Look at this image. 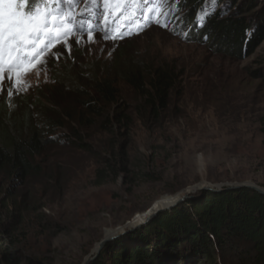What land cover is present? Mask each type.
<instances>
[{
	"label": "rangeland",
	"instance_id": "374dc122",
	"mask_svg": "<svg viewBox=\"0 0 264 264\" xmlns=\"http://www.w3.org/2000/svg\"><path fill=\"white\" fill-rule=\"evenodd\" d=\"M119 1L114 0L112 9L107 10L102 0L96 8L105 12L110 37L121 25L127 26V33L132 32L143 21L141 11L155 18L154 9H167L156 4H122L120 8ZM85 7L80 0L72 11L78 13ZM212 8L215 12L208 19L216 14L242 18L249 24L248 36L255 28L262 31L261 39L239 57L218 54L212 50L211 38L199 34L200 26L191 27L195 20L186 19L196 18L198 10ZM181 15L183 22L177 19ZM170 16L168 28L151 22L143 31H133L121 40L105 39L97 31L95 42L90 43L87 34L77 32L62 38L66 44L53 42L54 47L31 62L35 67L22 77L19 93H33L40 84L50 83L52 67L60 62L56 55L75 63L77 58H91L99 67L108 63L116 69L132 60L167 62L181 76L180 89L174 91L172 103L158 117L142 121L131 114L128 127H115L113 135L88 125L83 134L88 150L56 147V156L70 162L69 167L60 163L56 178L42 174L30 177L25 184L0 180V197L10 189L17 198L19 191L24 192L21 209L0 222V264H91L102 251L107 260L122 238L136 235L174 209L200 203L206 192L254 189L247 185L264 192V0H219L216 5L201 0L192 13L185 7ZM78 39L82 43L77 44ZM12 75L9 82L7 71L4 73L3 91L17 93ZM120 87L121 102L133 111L137 96L124 84ZM57 132L62 138L66 131ZM181 197L147 223L131 227L151 207L166 206ZM0 212L4 207L0 206ZM129 228L133 229L109 239ZM154 236L148 238L150 250L158 240ZM104 239L107 242L94 257ZM175 239L173 255L163 246L157 264H197L200 256L190 261L193 255L186 236L170 237L171 242ZM218 245L214 246L218 264H239L250 250L249 244L232 239Z\"/></svg>",
	"mask_w": 264,
	"mask_h": 264
},
{
	"label": "trees",
	"instance_id": "16d2710c",
	"mask_svg": "<svg viewBox=\"0 0 264 264\" xmlns=\"http://www.w3.org/2000/svg\"><path fill=\"white\" fill-rule=\"evenodd\" d=\"M200 2L186 0L180 11L187 7L192 13ZM189 18L195 20L186 16ZM248 26L242 18L216 14L198 29L199 34L211 38L212 50L235 58L248 52L262 37V31L255 28L248 36ZM56 57L60 62L52 67L49 84H40L28 94L10 90L13 95L9 96V89L0 92V180L25 184L30 177L42 174L56 178L60 163L70 166L64 157L56 156V147L88 150L83 140L88 125H97L102 132L113 135L115 127H128L131 114L142 121L158 117L172 103L174 91L180 89L181 76L167 62L132 60L116 69L108 63L99 67L91 58H77L75 63L63 55ZM120 83L138 98L133 111L121 102ZM58 130L66 131L62 132L64 137L60 138ZM23 196V189L18 192L19 199L10 189L0 197V206L6 212H0V222L17 214ZM180 235H185L191 245L190 261L200 256L197 264H218L214 246L222 247L221 243L230 239L249 244L248 257L239 264H264V194L247 187L221 194L206 192L200 203L158 217L136 235L118 241L107 260L102 251L91 264H157L163 246L170 250L169 256L173 255L177 239L171 242L170 237ZM151 236L158 239L153 250L148 242Z\"/></svg>",
	"mask_w": 264,
	"mask_h": 264
},
{
	"label": "snow or ice",
	"instance_id": "6c2138e0",
	"mask_svg": "<svg viewBox=\"0 0 264 264\" xmlns=\"http://www.w3.org/2000/svg\"><path fill=\"white\" fill-rule=\"evenodd\" d=\"M102 0H84L85 9L74 13L73 7L80 3V0H0V92L3 91L4 73L7 71L9 82L15 74V84L13 87L17 92L24 84L22 77L33 70L35 65L29 64L28 67L21 69L25 61L36 60L45 52V49L54 47L53 42L66 44L64 37H70L74 33L87 34L90 43L95 42L94 33L100 31L103 38L117 39L123 38V33L109 36V22L105 19L103 27L97 21V16H104L105 12L99 7ZM114 0H103L105 7H111ZM186 0H121L122 4L144 5L149 4L166 5L167 10L161 12L159 8L154 9L157 16L153 18L151 13L145 14L141 11L143 21L136 24L135 32L139 33L149 26L151 22L159 24L161 27L168 28L170 13L175 15L179 12ZM219 0H212L216 5ZM95 5L96 7H88ZM67 6V11H65ZM85 12L88 18L85 19ZM215 12V8L197 13L195 21L191 27H202L208 17ZM223 14V12H222ZM186 15V14H184ZM183 22L184 16H177ZM124 27L125 25H121ZM127 34L131 35L132 32ZM207 39V37H205ZM77 44L82 40H77ZM69 54L71 48L69 47ZM37 63H43L38 60ZM24 90H27L25 85ZM13 92L9 91V96Z\"/></svg>",
	"mask_w": 264,
	"mask_h": 264
},
{
	"label": "water",
	"instance_id": "95a60500",
	"mask_svg": "<svg viewBox=\"0 0 264 264\" xmlns=\"http://www.w3.org/2000/svg\"><path fill=\"white\" fill-rule=\"evenodd\" d=\"M247 186H249V187H251V188H254V189H256L258 192L264 194V192H263L260 188L254 186V185H247ZM215 191H216V190L211 191V192L214 193ZM182 199H183L182 197L179 198V199H176V200H174L173 202H171V203H170L169 205H167V206H161V207H158V208H153V207H151V209H150V211L147 213V215H146L145 217H143V219L131 223V224H132L131 227H133V228L140 227L141 225H143V224L147 223L148 221H150V219H152L153 217H155V216H156L157 214H159L161 211H163L164 209L169 208V207H171V206H174L177 202L181 201ZM133 228H129L128 230H123V231H121V232H116V233H114V235H113L111 238H109V239L115 238V237H117V236H119V235H121V234L128 233V232L131 231ZM106 242H107V239H104L102 242H100L98 249L94 252V253H95V254H94V257L99 253V249H100V248H101Z\"/></svg>",
	"mask_w": 264,
	"mask_h": 264
},
{
	"label": "bare ground",
	"instance_id": "6f19581e",
	"mask_svg": "<svg viewBox=\"0 0 264 264\" xmlns=\"http://www.w3.org/2000/svg\"><path fill=\"white\" fill-rule=\"evenodd\" d=\"M101 8H102V7H101ZM120 8H121V7H120ZM73 9H74V7H73ZM105 10H106V9H105ZM65 11H67V6H65ZM98 11H99V8H98ZM85 15H87V16H86V19H87V18H88V13L85 12ZM120 17H121V16H120ZM98 20L103 22V21H104L103 16H99V15H98V16H97V21H98ZM101 26H103L102 23H101ZM33 61H34V60H32V61H30V62H29V61H25V64L21 65L20 67H21V68H22V67H25V68H26V67H28L29 64H31V62H33ZM172 202H173V201H172ZM170 203H171V202H170ZM170 203H169V204H170ZM169 204H168V205H169ZM166 206H167V205H166ZM145 215H146V214H145ZM143 216H144V215L142 214L141 217H140L138 220L143 219ZM138 220H136V221H138ZM98 246H99V245H98ZM98 246H97V247H98Z\"/></svg>",
	"mask_w": 264,
	"mask_h": 264
},
{
	"label": "clouds",
	"instance_id": "9594fccd",
	"mask_svg": "<svg viewBox=\"0 0 264 264\" xmlns=\"http://www.w3.org/2000/svg\"><path fill=\"white\" fill-rule=\"evenodd\" d=\"M166 10H167V9H166ZM177 13H178V12H177ZM170 14H171V13H170ZM132 34H133V33H132ZM132 34H131V35H132ZM127 36H130V35H126V36H124L123 38H126ZM123 38H122V39H123ZM119 40H121V38H120Z\"/></svg>",
	"mask_w": 264,
	"mask_h": 264
}]
</instances>
